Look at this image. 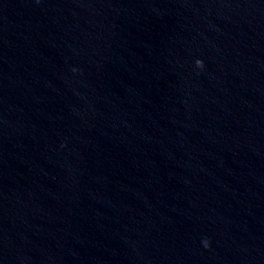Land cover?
<instances>
[{
    "label": "water",
    "instance_id": "obj_1",
    "mask_svg": "<svg viewBox=\"0 0 264 264\" xmlns=\"http://www.w3.org/2000/svg\"><path fill=\"white\" fill-rule=\"evenodd\" d=\"M0 264H264V0H0Z\"/></svg>",
    "mask_w": 264,
    "mask_h": 264
},
{
    "label": "clouds",
    "instance_id": "obj_2",
    "mask_svg": "<svg viewBox=\"0 0 264 264\" xmlns=\"http://www.w3.org/2000/svg\"><path fill=\"white\" fill-rule=\"evenodd\" d=\"M196 65H199V66H201V61H200V60H197V61H196ZM203 243H204V246H205V247H207V246H208L206 241H205V242H203Z\"/></svg>",
    "mask_w": 264,
    "mask_h": 264
}]
</instances>
